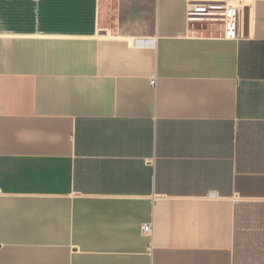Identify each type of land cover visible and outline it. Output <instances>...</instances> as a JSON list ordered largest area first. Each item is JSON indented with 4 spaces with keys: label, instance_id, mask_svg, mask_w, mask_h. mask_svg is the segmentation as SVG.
Wrapping results in <instances>:
<instances>
[{
    "label": "crops",
    "instance_id": "0c3cea01",
    "mask_svg": "<svg viewBox=\"0 0 264 264\" xmlns=\"http://www.w3.org/2000/svg\"><path fill=\"white\" fill-rule=\"evenodd\" d=\"M234 1L0 0V264L264 259V0L188 20Z\"/></svg>",
    "mask_w": 264,
    "mask_h": 264
},
{
    "label": "built area",
    "instance_id": "2783aa9c",
    "mask_svg": "<svg viewBox=\"0 0 264 264\" xmlns=\"http://www.w3.org/2000/svg\"><path fill=\"white\" fill-rule=\"evenodd\" d=\"M245 8L244 0H235L232 3L191 2L188 8V20L190 22H200L220 17L224 22L225 38L228 40H241L245 37ZM152 84H155V80L152 81ZM144 232H152V225H145Z\"/></svg>",
    "mask_w": 264,
    "mask_h": 264
},
{
    "label": "rangeland",
    "instance_id": "374dc122",
    "mask_svg": "<svg viewBox=\"0 0 264 264\" xmlns=\"http://www.w3.org/2000/svg\"><path fill=\"white\" fill-rule=\"evenodd\" d=\"M262 217L264 218V213H263ZM244 250H247V249L246 248H242V251H244ZM241 264H264V259L263 260H253V259H247L245 257H242Z\"/></svg>",
    "mask_w": 264,
    "mask_h": 264
},
{
    "label": "water",
    "instance_id": "95a60500",
    "mask_svg": "<svg viewBox=\"0 0 264 264\" xmlns=\"http://www.w3.org/2000/svg\"><path fill=\"white\" fill-rule=\"evenodd\" d=\"M247 24H248V16H247V12L245 10V18H244V29L245 30H246Z\"/></svg>",
    "mask_w": 264,
    "mask_h": 264
}]
</instances>
